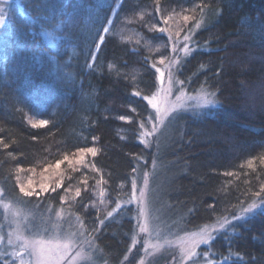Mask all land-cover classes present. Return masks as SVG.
Listing matches in <instances>:
<instances>
[{
    "label": "trees",
    "instance_id": "1",
    "mask_svg": "<svg viewBox=\"0 0 264 264\" xmlns=\"http://www.w3.org/2000/svg\"><path fill=\"white\" fill-rule=\"evenodd\" d=\"M116 1L10 6L0 34L1 189L19 197L17 166L38 168L93 147L97 155L70 167L42 203L55 209L66 193L65 205L81 219L100 260L135 264V209L115 206L131 193L136 172L161 168L162 217L182 231L232 218L198 248L195 262L264 264V0H121L102 35ZM198 21L176 76L188 92L215 93V104L172 113L165 136L146 146L138 140L151 117L143 96L156 87L152 64L169 53L168 34L158 29L175 36ZM40 119L49 123L37 126ZM251 203L257 207L241 211Z\"/></svg>",
    "mask_w": 264,
    "mask_h": 264
},
{
    "label": "rangeland",
    "instance_id": "2",
    "mask_svg": "<svg viewBox=\"0 0 264 264\" xmlns=\"http://www.w3.org/2000/svg\"><path fill=\"white\" fill-rule=\"evenodd\" d=\"M121 0H117L108 16V20L102 32V35L108 30L114 15L119 7ZM15 3H21V0H0V34L2 32L3 24L6 21L7 11ZM206 13L203 12L199 21L205 19ZM198 21V22H199ZM194 23L192 27L184 30L183 33L175 36L166 33L169 38V53L163 57L165 65L171 61L179 60L178 63H172L173 76L175 80H178L176 76V69L181 63L182 59L190 54L192 51L191 32L196 29L197 23ZM185 35L190 36L188 47L191 50L187 55L183 52H174L173 48L182 49L184 47L183 37ZM102 36L100 37V39ZM100 39L94 48L92 54L93 58L100 46ZM160 59L155 62L157 67H161L165 72V81L168 76V69L159 63ZM156 72V71H155ZM155 89L149 94L158 93L161 87L158 80ZM180 81V80H178ZM183 93V99L181 103L183 107L175 110H193L196 108H208L214 104H204L201 97L205 93H212L204 88H198L194 92H188L184 87L181 88L179 84L173 87V94L170 100L175 102L176 96ZM214 99V97H212ZM215 100V99H214ZM147 102V101H146ZM149 106L151 116H154L155 110ZM174 113V112H173ZM171 116V114H170ZM169 116V117H170ZM168 118H166L167 120ZM165 120V122H166ZM150 118L148 119L145 127L147 130L151 129ZM143 129H139L138 140L148 146L152 142L156 143L160 134L164 137V125L160 126V130L148 137V143H144V138L140 133ZM69 159L75 161L78 155L66 154ZM62 156L58 160H63ZM55 160L49 164H44L38 168L21 167L15 168V183L19 190L20 186L27 187L28 181H33V186H36V191H40L38 184L41 182L49 183L52 187H55L56 181L65 177V173L69 172L70 167H75L77 164L69 165L68 161H64L61 164L60 169L45 168L49 165L54 166ZM90 167V166H89ZM19 169V171H18ZM76 169V167H75ZM54 172H59L60 175H55ZM50 177V179H44ZM147 177V182H145ZM19 178V179H17ZM166 178H164L165 180ZM133 181H135V196L133 199ZM130 184V194L125 199L118 200V204L115 207H119L121 204H131L135 209L134 223L135 230L131 238V248L139 246V253L135 260V264H210L211 261H198L195 262L197 250L200 246L207 243H200L195 249V255L186 258L185 252L191 246V239L195 235L199 237V233L205 228L211 230V238L222 230L230 218H221L213 223H205L200 225L196 229L182 231L181 225L176 222L172 223L165 219L163 216L164 209L161 201L160 184L162 182V170L156 168L155 171H140L136 172L135 178ZM63 182V179L62 181ZM57 188V187H56ZM71 188L67 186L66 189ZM49 189H52L51 187ZM143 189L144 197L140 198V192ZM21 192V191H20ZM48 192V191H47ZM46 192H41L39 196L33 194L36 198L34 203H27L24 199L26 196L24 193H20L19 197L9 198L0 187V264H106L100 260L97 254L96 244L93 238L85 232V228L80 218L72 213L71 210L65 205L69 201V197L66 193L61 196L62 206H52L51 202L42 203V197ZM41 203V204H40ZM165 207V206H164ZM141 209L144 210V214L141 215ZM161 213V215H160ZM227 220L228 222L223 228L218 225ZM141 226H146L148 231L141 232Z\"/></svg>",
    "mask_w": 264,
    "mask_h": 264
},
{
    "label": "snow or ice",
    "instance_id": "3",
    "mask_svg": "<svg viewBox=\"0 0 264 264\" xmlns=\"http://www.w3.org/2000/svg\"><path fill=\"white\" fill-rule=\"evenodd\" d=\"M184 21H188L190 19L189 16H184L183 17ZM165 23H167V19H165ZM197 27H199V22L196 25ZM153 28H155L156 26L153 25ZM159 32L161 33H169V29L167 27H160ZM170 34V33H169ZM177 36H179V33H176ZM105 37L102 36V38L100 39L101 44L104 42ZM190 39V36L185 35L183 37L184 40V47L182 49H177V48H173L174 52H183L185 55H187L191 50L188 47V41ZM179 60L176 61H171L169 64L165 65L164 59L161 58L159 63L161 65H164L165 68L168 69V76H167V80L165 81V72L161 67H157V65L155 63L152 64V68L155 69L156 73H158V80L160 82V89L158 93H153L151 95H145L143 96V100L147 101V104L151 106L152 109L155 110V114L154 116L150 117V121H152L151 123V129L147 130L145 127V123H141L140 128L143 129V131H141L140 135L141 137L144 138V143L147 144L148 137L153 136V134L157 133L160 130V126L165 124V120L166 118H168L170 116V114H172L173 112H175L176 109L183 107V104L181 103L182 99H183V93H181V95H177L176 96V100L175 102L170 100V97L173 94V87L176 84H179L181 88L184 87L185 82L184 81H178L174 79L173 76V70H172V63H178ZM136 96H140L141 93L139 91L135 92ZM215 96V93H205L201 99L203 101L204 104H214L215 100L212 99V97ZM133 111H135V109H133ZM122 120L124 119V117H120ZM49 123V121L47 119H40L39 120V124L37 126H46ZM4 147L7 148L8 144H4ZM78 152V156L75 159V161L69 159V157L67 155H65L63 160H58L56 161L55 165H49L45 168V171H48V168H54L56 170L60 169L61 164L64 163V161H68L69 165H73V164H84L85 162V157L87 154H91V156L95 157L97 155V150L93 147H85V148H79L77 150ZM248 166L252 167V162L249 161L248 162ZM94 167V166H93ZM19 171V169H18ZM55 175H60L59 172H54ZM228 175H231V173H228ZM19 179V178H17ZM44 179H50V177H45ZM63 177L61 176V179L56 181L55 183V187H52V185H50L49 183H44L41 182L38 184V187L40 189V191H36V186H33V181L30 179L28 181V185L27 187H25L24 185L20 186V191L21 193H24L26 196H32L33 194L39 196L41 194V192H47L49 190V188L51 187L52 190L54 191L56 187H60L61 186V181H62ZM145 182H147V177H145ZM85 184H87V181H84ZM101 183V181H97V184L99 185ZM133 187V199H136L135 196V188H136V184L135 181H133L132 184ZM262 190H264V185H262ZM81 195V191L80 188H76L75 190V196L79 197ZM104 192L103 190L100 191V196L103 197ZM256 197H260L261 196V192H256L254 194ZM144 197V191L143 189L140 192V198L142 199ZM257 207L256 203H251L248 205L247 208H242V212H247L251 209H255ZM112 212H108V216H112ZM141 215L144 214V210L141 209ZM235 219V218H234ZM228 221L225 220L223 222H221L218 226L220 228H223L224 225L227 223ZM141 232H147L148 229L146 226H141L140 228ZM211 239V230L207 227H205L200 233H199V237L197 238L195 235L192 237L191 239V246L190 248L185 252V257H191L194 256L195 253V249L197 247L198 244L200 243H207V241ZM141 264H143V262H141Z\"/></svg>",
    "mask_w": 264,
    "mask_h": 264
}]
</instances>
